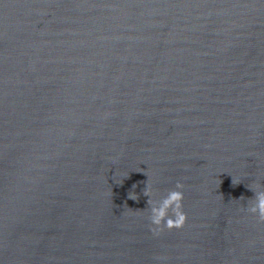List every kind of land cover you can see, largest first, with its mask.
Here are the masks:
<instances>
[{
    "label": "water",
    "instance_id": "obj_1",
    "mask_svg": "<svg viewBox=\"0 0 264 264\" xmlns=\"http://www.w3.org/2000/svg\"><path fill=\"white\" fill-rule=\"evenodd\" d=\"M257 186L264 0H0V264H264Z\"/></svg>",
    "mask_w": 264,
    "mask_h": 264
},
{
    "label": "clouds",
    "instance_id": "obj_2",
    "mask_svg": "<svg viewBox=\"0 0 264 264\" xmlns=\"http://www.w3.org/2000/svg\"><path fill=\"white\" fill-rule=\"evenodd\" d=\"M183 185L177 182L175 189L169 190L160 199H152L151 188L146 187L145 195L149 196L150 221L153 225V233L159 234L164 229H179L186 222L187 215L183 211ZM255 198L250 200L248 211L264 221V190L257 186Z\"/></svg>",
    "mask_w": 264,
    "mask_h": 264
}]
</instances>
